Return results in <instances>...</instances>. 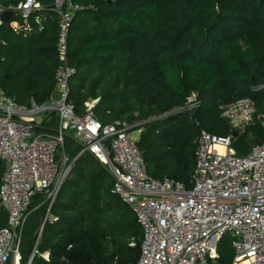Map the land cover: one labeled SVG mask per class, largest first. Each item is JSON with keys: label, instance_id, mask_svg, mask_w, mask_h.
I'll use <instances>...</instances> for the list:
<instances>
[{"label": "trees", "instance_id": "trees-1", "mask_svg": "<svg viewBox=\"0 0 264 264\" xmlns=\"http://www.w3.org/2000/svg\"><path fill=\"white\" fill-rule=\"evenodd\" d=\"M24 1L0 5L12 10ZM35 1L42 10L0 24V89L26 106L49 100L59 64L58 16L48 8L53 0ZM71 1L83 10L69 25L66 60L75 74L67 101L82 115L87 102L98 100L94 113L102 124L138 123V149L151 178L190 189L200 133L229 136L222 107L239 100L252 101L255 111L233 142L236 155L264 143V88L256 89L264 86V0ZM191 96L196 106L187 110ZM47 117L37 132L57 131L56 115ZM80 150L66 135L69 161ZM4 169L0 160V183ZM111 187L107 169L92 155L77 158L50 207L54 222L44 221L46 197L33 198L21 232L20 264H135L142 230ZM6 225L0 210V227ZM231 243L228 235L218 240L211 264H233Z\"/></svg>", "mask_w": 264, "mask_h": 264}, {"label": "built area", "instance_id": "built-area-1", "mask_svg": "<svg viewBox=\"0 0 264 264\" xmlns=\"http://www.w3.org/2000/svg\"><path fill=\"white\" fill-rule=\"evenodd\" d=\"M48 8L58 16L54 92L47 102L32 101L26 106L0 89V160L5 166L0 210L7 214V225L0 227V264L11 258L12 264H20L21 232L35 196L42 194L49 201L44 221L56 220L49 215L50 207L75 160L85 153L107 169L111 194L131 210L142 230L135 264H211L217 257V242L225 235L232 239L233 264H264V143L243 157L233 147L236 136L252 123V101L222 107V116L230 131H236L235 137L200 133L190 189L171 179L155 180L147 174L136 147L139 136L134 135L140 129L134 128L138 123L102 124L94 113L98 100L87 102L82 115L67 101L68 82L75 74L66 60L69 25L83 7L71 0H53ZM3 10L7 9L0 5V12ZM12 10L25 20L42 7L35 0H25ZM34 21L39 24L41 18L36 16ZM11 27L17 30L19 26L12 22ZM195 106L191 96L184 108ZM53 113L58 118L57 131L37 132ZM261 125L264 127V121ZM66 135L81 148L72 161L63 152ZM41 233L42 226L34 250Z\"/></svg>", "mask_w": 264, "mask_h": 264}, {"label": "water", "instance_id": "water-1", "mask_svg": "<svg viewBox=\"0 0 264 264\" xmlns=\"http://www.w3.org/2000/svg\"><path fill=\"white\" fill-rule=\"evenodd\" d=\"M15 14H16V12L14 10H3V11H1L0 12V24L8 23L9 21H11L14 18ZM230 135L235 137L236 131L231 130ZM136 147H138V142H136Z\"/></svg>", "mask_w": 264, "mask_h": 264}, {"label": "rangeland", "instance_id": "rangeland-1", "mask_svg": "<svg viewBox=\"0 0 264 264\" xmlns=\"http://www.w3.org/2000/svg\"><path fill=\"white\" fill-rule=\"evenodd\" d=\"M141 131H142V130L140 129V132L138 131V132L136 133V135H134V137L137 138V135L139 136L140 133H141ZM61 151H62V150H61ZM61 151H60V152H61ZM12 259H13V258H11V259L8 260V262H9L10 264L13 263Z\"/></svg>", "mask_w": 264, "mask_h": 264}, {"label": "crops", "instance_id": "crops-1", "mask_svg": "<svg viewBox=\"0 0 264 264\" xmlns=\"http://www.w3.org/2000/svg\"><path fill=\"white\" fill-rule=\"evenodd\" d=\"M12 25H14V24H12Z\"/></svg>", "mask_w": 264, "mask_h": 264}]
</instances>
